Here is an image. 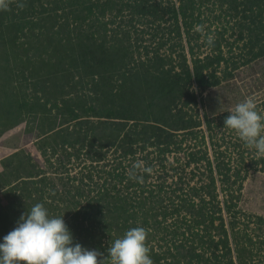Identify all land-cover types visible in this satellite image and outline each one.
<instances>
[{
	"label": "trees",
	"instance_id": "obj_1",
	"mask_svg": "<svg viewBox=\"0 0 264 264\" xmlns=\"http://www.w3.org/2000/svg\"><path fill=\"white\" fill-rule=\"evenodd\" d=\"M216 1L235 18L240 59L194 31ZM260 58L264 0H16L0 11V143L12 152L0 160V243L41 203L104 258L139 226L153 264H264V216L238 207L264 158L203 97ZM138 160L152 168L143 182L129 178Z\"/></svg>",
	"mask_w": 264,
	"mask_h": 264
},
{
	"label": "clouds",
	"instance_id": "obj_2",
	"mask_svg": "<svg viewBox=\"0 0 264 264\" xmlns=\"http://www.w3.org/2000/svg\"><path fill=\"white\" fill-rule=\"evenodd\" d=\"M16 0H0V11L10 10ZM23 9L25 4L17 3ZM206 25H195L194 31L207 37L209 46L214 36L205 33ZM224 128L235 131L248 149H254L257 157L264 158V114L257 110L255 96H248L229 110ZM152 168L143 161H136L130 169L129 178L143 182L142 173L151 174ZM148 230L134 227L122 238L110 243L107 258L96 250H89L73 243V236L63 217H50L41 203L22 214L17 226L0 243V264H153L146 244Z\"/></svg>",
	"mask_w": 264,
	"mask_h": 264
},
{
	"label": "rangeland",
	"instance_id": "obj_3",
	"mask_svg": "<svg viewBox=\"0 0 264 264\" xmlns=\"http://www.w3.org/2000/svg\"><path fill=\"white\" fill-rule=\"evenodd\" d=\"M226 9V5L221 6L216 1L214 5L201 8V19H205L203 23V25H206L205 33L220 39L221 48L225 56L240 59L243 53L242 42L236 41L235 32L237 27L235 18L228 16ZM136 35L143 37L144 40L149 39V35L145 33H136ZM199 51V56H204L209 50L206 46H202ZM248 96H255L257 104L264 100V58L240 67L234 72L232 78L224 81L218 87L207 90L203 94L206 104L204 112L211 116L223 111H229ZM4 141L0 143V160L5 154L12 153L7 146L8 144H6V140ZM31 145L32 143H29L26 147L34 156L40 159L35 148ZM179 157H183V155ZM241 194L239 209L249 214L264 216L263 172L252 173L248 176L243 183Z\"/></svg>",
	"mask_w": 264,
	"mask_h": 264
}]
</instances>
